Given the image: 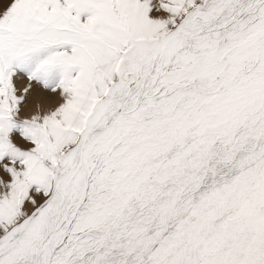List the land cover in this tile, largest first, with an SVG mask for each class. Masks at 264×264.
I'll return each instance as SVG.
<instances>
[{"label": "snow or ice", "instance_id": "1", "mask_svg": "<svg viewBox=\"0 0 264 264\" xmlns=\"http://www.w3.org/2000/svg\"><path fill=\"white\" fill-rule=\"evenodd\" d=\"M0 264H264V0H0Z\"/></svg>", "mask_w": 264, "mask_h": 264}]
</instances>
